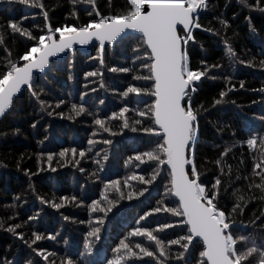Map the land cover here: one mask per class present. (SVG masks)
Segmentation results:
<instances>
[{"label": "trees", "instance_id": "1", "mask_svg": "<svg viewBox=\"0 0 264 264\" xmlns=\"http://www.w3.org/2000/svg\"><path fill=\"white\" fill-rule=\"evenodd\" d=\"M41 2L49 13L47 23H51L53 28L65 24L80 26L93 18L86 12V9H91L90 5L75 6L79 15L76 20L70 15L73 11L70 0ZM248 3H253V0H248ZM125 4L126 0H111L109 6V0H96V7L102 15L120 14ZM23 17L27 19L22 20ZM246 17H251V27ZM221 19L228 21L227 28L219 23ZM9 20H22V26L30 29L34 36L44 34L42 30L46 28V21L39 8L20 4L18 0H0V25H6ZM199 22L212 31H195L196 43L190 44L188 49L193 70L204 69L201 60H206L208 66L206 76L197 82L198 88L193 94V106L200 111L195 163L200 180L206 186L210 187L217 177L222 180V186L227 191L221 193L219 206L226 213L238 202L232 194L234 190L245 195L248 202L243 213L234 216L237 221L235 235L248 236L259 244L264 240V200L259 198L260 191L249 189L248 184L259 183V178L252 175V169L258 162L260 144L258 140L255 148H249L247 139L253 134L264 135V119H261L264 117V91H261L264 90V66L260 64L264 60V13L249 10L239 0H209V8L201 14ZM0 31L6 37L5 44L0 45V70H4L6 59L18 60L35 41L19 34L13 36L6 28H0ZM135 36L126 37L125 41L114 47H107L104 65L94 59L98 56L99 45L88 52L77 50L63 60L52 62L47 73L34 77V90L44 89L40 100L45 101L46 110H42L39 101L26 91L23 100L14 99V109L1 118L0 220L5 227L15 223L24 225L17 231H23L26 239L31 238L32 231L46 237L52 234L56 239L38 242L45 254L49 255V261H43L35 257L12 233L0 228V260L6 259L11 264H25L28 259H32L33 264H50L51 261L60 264L62 259L70 257L73 264H106L115 255L113 249L120 239L125 237L130 244L140 242L152 247L145 238L132 237L130 232L138 226L136 221L139 217L152 208L176 206L174 198L166 194L167 173L163 172L153 185H142L138 180L130 179L134 174L148 178L150 169L147 164H140L134 157L154 147L155 138L128 129L121 133L118 124L122 122L110 119L112 112L126 104L130 108L126 113L129 121L138 118L132 111L136 103L128 102L131 94L125 98L121 93L129 84L136 83L131 79L133 74H146V70L138 69L136 73L108 70L111 67L131 66L132 47L137 43ZM200 45H203V49ZM228 46L235 52L234 59L229 57ZM240 60H252L253 64H241ZM212 65L220 67L213 68ZM93 70L102 75L85 79L84 73ZM240 82L244 83L243 88H240ZM222 91L227 93L223 102L213 106ZM81 95L83 100L80 99ZM60 100L64 103L56 107ZM84 102L87 112L75 117L71 105ZM199 105H203L207 111L199 108ZM49 111L53 115H48ZM88 112L93 115H88ZM70 115L74 118L69 119ZM95 118L104 119L106 126L119 134L111 136L103 132L95 125ZM33 123L36 124L35 128L31 126ZM109 138L112 143L104 144L103 140ZM90 139L95 143L90 145ZM73 148L77 150L75 157L71 152ZM64 149H69V152L65 157H60L59 153ZM226 149L230 151L222 156ZM80 151L85 152L84 157L79 156ZM41 153H44L43 157ZM49 153L54 154L50 167L47 163ZM105 154L107 160L104 159ZM218 159L222 161L219 165L215 163ZM77 160L79 164L75 163ZM97 160L100 161L99 165L95 163ZM80 168L84 171L81 172ZM113 180L120 182V189L125 195L130 190L138 191L142 187H148L149 190L132 200L119 199L114 189H105V185ZM125 181L132 187H126ZM105 194L109 199H119V203L105 217L100 239L94 242L93 251L89 254L84 247L87 233L96 217L103 215L92 213L90 205L93 200H99ZM73 196L77 197L75 201L71 200ZM253 196L256 198L249 199ZM16 197H20V200H16ZM41 197L49 203H43ZM61 197H68L69 200L63 202L64 206L59 209L53 207V203H61ZM102 204L106 205V202L102 200ZM30 216L35 217V220L29 221ZM66 216L68 220L64 219ZM258 216L260 219H256ZM180 219L161 212L149 217L147 221H141L140 225L155 228L157 223ZM166 231L185 235L187 226L177 223L174 229ZM241 243L238 240V249ZM177 249L178 246H172L173 254ZM201 250L202 245L197 249L190 248V254L186 256L191 264H197ZM148 260L145 257L134 261V264H148ZM169 264H174V261L170 260Z\"/></svg>", "mask_w": 264, "mask_h": 264}, {"label": "snow or ice", "instance_id": "2", "mask_svg": "<svg viewBox=\"0 0 264 264\" xmlns=\"http://www.w3.org/2000/svg\"><path fill=\"white\" fill-rule=\"evenodd\" d=\"M18 2L39 8L46 21V28L42 30L44 34L34 36L30 29L22 26V20L27 17H23L21 21L9 20L6 25H0V28L10 30L13 36L19 34L21 37L35 41L24 54L18 57V60L6 59L5 69L0 70V118L5 117L14 109V98L16 101L23 100L26 91L39 101L42 110H46L45 101L40 100V94L44 89L34 90V73L37 76L44 73L50 63L54 62L52 58L58 60L60 54L73 49L75 44L86 45L95 39L99 42V52L94 59H98L99 64L104 65L106 45H115L125 41L126 37H129V30L136 34L137 43L132 47L131 66L111 67L108 70L121 73H136L138 69L146 70V74H133L131 79L136 83L129 84L126 90L121 93V96L125 98L130 97L131 94V99L128 102L136 103V107L132 111L138 118L129 121L126 113L130 111V108L126 104L118 111L112 112L110 119L122 122L118 124L121 133L124 129H128L133 133L142 132L149 138H155L154 147L139 152L134 157V160L140 164H147L150 169L148 178L145 179L144 175L134 174L130 179L138 180L142 185H153L157 178L166 172L168 180L165 185L166 194L174 198L176 206L154 207L136 221L138 226L131 230L130 235L145 238L152 247L145 246L140 242L134 243V245L130 244L126 242L127 237H125L120 239L118 245L113 249L115 255L107 260L106 264H129L130 261L134 264V261L143 260L145 257L149 258L148 264H169L170 260L174 261V264H191L186 254H190V248L197 249L201 245L202 250L199 251L200 259L197 264H264V240L258 244L255 239H249L248 236L235 235L237 221L234 216L243 213L248 202L245 195L238 194V190H234L232 194L236 196L238 202L233 205L230 212L226 213L219 206L221 193L227 191L222 186V180L217 177L210 187L206 186L200 180L195 163V148L199 141L200 111L193 106V94L197 91V82L206 76L208 66L206 60H201L200 63L205 65L204 69L193 70L188 49L190 44L196 43L194 36L196 29L212 31V29L204 28L199 22L201 14L209 8V0H126L125 8L120 14L107 15L100 13L96 7V0H70L73 5L70 15L74 19H79L75 8L78 4L90 5L91 9H86V12L93 18L80 26L65 24L55 28L51 23H47L49 13L48 10H45L41 0H18ZM239 3L249 10L255 9L264 13V6H262L264 0H253V3H248V0H239ZM109 6H111V0H109ZM95 17L100 18L96 19ZM246 19L250 23L251 17H246ZM219 23L225 28L229 26L227 20L221 19ZM34 27L36 26L34 25ZM57 34H59L58 38ZM5 41L6 37L0 31V45L5 44ZM200 47L203 49V45ZM227 52L230 59L235 58V52L231 46L227 47ZM21 61L23 63H20ZM239 63L252 65L253 61L240 60ZM260 64L264 66V60L260 61ZM212 67L218 68L220 65H212ZM100 75L102 73L95 70L84 73L85 79ZM226 78L231 79V77ZM243 87L244 83L240 82V88ZM226 95V92H220V98L214 100L213 106L221 104ZM80 99L83 100V95ZM63 103L64 101L60 100L56 107H60ZM85 103L71 105L75 117L87 112ZM100 103L102 104L103 101L101 100ZM199 108L207 111L203 105H199ZM87 114L93 115L91 112ZM48 115H53V112L49 111ZM59 115H63V113H59ZM68 118L73 119L74 117L70 115ZM94 123L103 132L110 133L111 136L119 134L111 131L106 126L104 119L95 118ZM31 126L35 128L36 124L33 123ZM258 140L260 144L258 162L253 165L252 175L259 178V183H249L248 188L258 189L260 191L259 198L264 200V135H251L247 139V145L249 148H255ZM88 143L91 145L95 141L90 139ZM103 143L111 144L112 140L105 139ZM228 151L230 149H226L221 155L226 156ZM68 152L69 149H64L59 153V156L65 157ZM71 152L75 157L77 150L73 148ZM53 155L52 153L47 154L49 167ZM40 156L43 157L44 153H41ZM79 156L84 157L85 152L80 151ZM104 159H108L107 154ZM75 163L79 164V161L77 160ZM95 163L99 165L100 161L97 160ZM215 163L219 165L222 161L218 159ZM79 170L84 171L83 168ZM228 170L231 172V166ZM25 172L27 174V170ZM243 179L248 180L249 177H243ZM119 185L118 180H113L105 185V189L111 187L119 199L127 200L143 196L149 190L148 187H142L138 191L130 190L125 195ZM125 186L132 187L127 181H125ZM255 198V196L249 197V199ZM15 199L20 200V197ZM40 199L43 203H49L42 197ZM76 199L75 196L71 197L72 201ZM119 199H109L105 194L101 199L91 202L90 211L103 213V215L96 217L91 230L87 233L88 239L84 245L87 253H92L94 242L100 239L105 217L119 203ZM68 200V197H61V203H53L52 206L59 209L64 206L63 202ZM102 200L106 202V205L102 204ZM161 212L170 213L171 216L182 219L157 223L155 228L140 225L141 221H147L149 217ZM10 219H15V217H10ZM64 219L68 220L69 218L66 216ZM256 219H260V217L258 216ZM28 220L33 221L35 217L30 216ZM177 223L187 226V234L179 235L166 231L174 229ZM22 227L24 225L21 223L9 224L5 227L4 222L0 220V228L12 233L31 250L35 257L49 261V255L45 254L38 242L44 239L55 240L56 236L49 234L46 237L42 233L32 231L31 238L26 239L23 231H17ZM170 236H175V238H170ZM238 240L242 242L240 249L237 248ZM172 246H178L174 254ZM0 264H11V262L4 259L0 260ZM25 264H33V260L28 259ZM50 264H56V262L51 261ZM60 264H73V260L70 257H65Z\"/></svg>", "mask_w": 264, "mask_h": 264}, {"label": "water", "instance_id": "3", "mask_svg": "<svg viewBox=\"0 0 264 264\" xmlns=\"http://www.w3.org/2000/svg\"><path fill=\"white\" fill-rule=\"evenodd\" d=\"M201 29H196L195 31H200ZM194 31V32H195ZM132 35H136L135 33H133L131 30H129V36H132ZM96 45H99V42L96 41L95 39L90 41L88 44L86 45H79V44H75L73 46V49L71 50H68L66 51V53H63V54H60V58L58 60H63L65 59L69 54L77 51V50H81V51H85V52H88L90 50H92ZM116 45V44H115ZM115 45H106L105 47H114ZM52 61H57L56 58H52ZM50 66H51V63H50ZM50 66L48 68H46L45 72L44 73H41L39 75H43L45 73H47L49 70H50ZM35 73H34V77H35ZM15 99V98H14ZM1 120V118H0Z\"/></svg>", "mask_w": 264, "mask_h": 264}]
</instances>
